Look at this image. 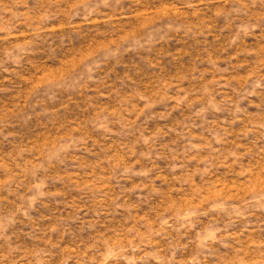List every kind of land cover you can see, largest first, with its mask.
<instances>
[{
  "label": "clouds",
  "instance_id": "obj_1",
  "mask_svg": "<svg viewBox=\"0 0 264 264\" xmlns=\"http://www.w3.org/2000/svg\"><path fill=\"white\" fill-rule=\"evenodd\" d=\"M0 264H264V0H0Z\"/></svg>",
  "mask_w": 264,
  "mask_h": 264
}]
</instances>
